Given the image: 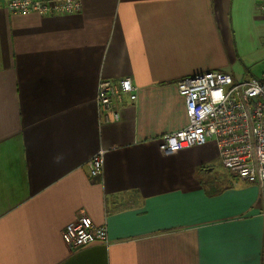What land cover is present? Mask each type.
<instances>
[{"label":"crops","instance_id":"0c3cea01","mask_svg":"<svg viewBox=\"0 0 264 264\" xmlns=\"http://www.w3.org/2000/svg\"><path fill=\"white\" fill-rule=\"evenodd\" d=\"M259 1L82 0L42 16L0 0V264H264L258 185L221 169L214 141L159 148L188 124L178 79L231 74L264 44ZM126 77L138 100L103 123L100 81ZM111 145L92 179L88 161ZM81 211L107 245L64 243Z\"/></svg>","mask_w":264,"mask_h":264},{"label":"built area","instance_id":"2783aa9c","mask_svg":"<svg viewBox=\"0 0 264 264\" xmlns=\"http://www.w3.org/2000/svg\"><path fill=\"white\" fill-rule=\"evenodd\" d=\"M82 0H8L12 14L38 13L42 16L68 15L82 10ZM264 14V0L259 7ZM184 98L188 124L166 134L160 140V151L175 155L202 146L208 141L217 145L220 164L248 183L257 184L264 201V81L235 78L223 70H208L177 80ZM139 87L131 78L118 81L103 79L97 93L99 118L103 123L116 122L124 103L138 100ZM118 145L102 146L87 163L90 177L104 172L105 154ZM264 215V210L262 212ZM107 225H96L81 211L78 218L62 230L64 243L72 250L94 243L108 244Z\"/></svg>","mask_w":264,"mask_h":264},{"label":"rangeland","instance_id":"374dc122","mask_svg":"<svg viewBox=\"0 0 264 264\" xmlns=\"http://www.w3.org/2000/svg\"><path fill=\"white\" fill-rule=\"evenodd\" d=\"M253 41H245V45L253 46ZM231 74L239 79L256 78L264 81V44L257 47H252L248 52L247 50L241 51L238 55L236 63H233ZM220 166V165H219ZM221 169L223 166L221 165ZM221 169L214 168V176L220 177L223 175Z\"/></svg>","mask_w":264,"mask_h":264}]
</instances>
